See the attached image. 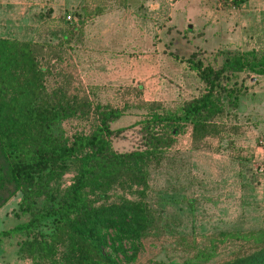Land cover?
Returning a JSON list of instances; mask_svg holds the SVG:
<instances>
[{
    "label": "rangeland",
    "instance_id": "rangeland-1",
    "mask_svg": "<svg viewBox=\"0 0 264 264\" xmlns=\"http://www.w3.org/2000/svg\"><path fill=\"white\" fill-rule=\"evenodd\" d=\"M1 5L0 74L8 97L25 103L28 51H37L44 93L63 90L78 108L54 124L51 134L63 139L87 134L98 110L117 109L121 115L110 129L120 132L109 139L116 153L137 147L138 123L149 114H177L184 101L202 92L179 59L196 44L204 47V30L218 35L222 29L234 54L264 52V0L239 6L217 0H5ZM175 6L194 10L184 25L177 24L178 33L172 28ZM197 58L216 66L224 55L204 51ZM240 79L245 91L235 108L224 104L222 115L211 121L216 133L193 142L184 128L163 148L157 167L148 169L142 200L153 226L138 244L123 242V254L114 255L119 264H219L258 247L264 231V172H257L264 169V77L243 72L237 83ZM72 177V170L65 172L58 189ZM121 196L135 198L114 187L108 202ZM19 202L17 193L0 207V231L28 219ZM17 240H2L0 264H30L16 256Z\"/></svg>",
    "mask_w": 264,
    "mask_h": 264
},
{
    "label": "trees",
    "instance_id": "trees-1",
    "mask_svg": "<svg viewBox=\"0 0 264 264\" xmlns=\"http://www.w3.org/2000/svg\"><path fill=\"white\" fill-rule=\"evenodd\" d=\"M198 52L204 51L179 60L194 72L202 92L184 101L177 114L151 113L140 121L138 145L124 153L109 148V139L120 132L110 129L121 115L117 109L98 110L96 125L87 134L70 139L51 134L54 124L74 116L78 108L63 90L44 93L45 70L34 60L37 51H28L25 103L8 97V84L0 74V207L18 193V210L28 217L0 231V242L19 239L16 256L30 264H119L114 255L123 254V242L138 244L153 226L142 196L148 169L160 163L163 148L184 128L193 142L216 133L211 121L222 115L224 104L235 108L245 91L237 77L243 72L264 77V52L217 50L224 58L216 66L202 64ZM68 170L73 171L71 183L59 190ZM114 187L135 198L108 202ZM256 241L258 247L249 254L219 264H264V231Z\"/></svg>",
    "mask_w": 264,
    "mask_h": 264
},
{
    "label": "crops",
    "instance_id": "crops-1",
    "mask_svg": "<svg viewBox=\"0 0 264 264\" xmlns=\"http://www.w3.org/2000/svg\"><path fill=\"white\" fill-rule=\"evenodd\" d=\"M5 0H0V5L4 2ZM2 6V5H1ZM175 11H174V22L172 24V28L175 30V33H178L180 31V27L177 24H183L184 20H186L189 16H191L194 13V10L185 8V7H174ZM184 25V24H183ZM191 30H188V32H190ZM199 32L195 33V38L197 39L196 35ZM202 37H203V42H204V47L201 48L200 45L194 46V51L195 50H202V51H206V52H214L217 50H227V41L223 40V32L222 29L220 31V34L216 35L214 30L210 29V30H204V32H202ZM214 37H216L214 40ZM208 47V48H206ZM192 49V48H191ZM193 52V51H191ZM2 243V241L0 242ZM16 248V247H15ZM9 250V249H8ZM11 250V249H10Z\"/></svg>",
    "mask_w": 264,
    "mask_h": 264
},
{
    "label": "built area",
    "instance_id": "built-area-1",
    "mask_svg": "<svg viewBox=\"0 0 264 264\" xmlns=\"http://www.w3.org/2000/svg\"><path fill=\"white\" fill-rule=\"evenodd\" d=\"M217 1H220V2H222V3H229L231 0H217ZM65 20L69 21V20H70V16H69V15H66V16H65ZM257 172H258L259 174L263 173V172H264L263 167L259 166V167L257 168Z\"/></svg>",
    "mask_w": 264,
    "mask_h": 264
}]
</instances>
